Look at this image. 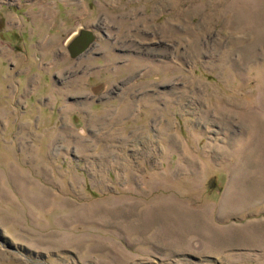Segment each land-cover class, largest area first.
I'll list each match as a JSON object with an SVG mask.
<instances>
[{
	"label": "rangeland",
	"instance_id": "rangeland-1",
	"mask_svg": "<svg viewBox=\"0 0 264 264\" xmlns=\"http://www.w3.org/2000/svg\"><path fill=\"white\" fill-rule=\"evenodd\" d=\"M0 264H264V0L2 7Z\"/></svg>",
	"mask_w": 264,
	"mask_h": 264
},
{
	"label": "flooded vegetation",
	"instance_id": "flooded-vegetation-1",
	"mask_svg": "<svg viewBox=\"0 0 264 264\" xmlns=\"http://www.w3.org/2000/svg\"><path fill=\"white\" fill-rule=\"evenodd\" d=\"M43 2H44V0H0V10H2V7H5V8H10V9H13L16 11L17 10L20 11V10H23V8H27L32 4H40ZM19 3L21 4V6L19 5ZM64 8L65 7H63V9L59 10L58 14L64 16L65 21L63 22L62 27L66 28L69 25H71V22H70V18L67 16L66 12L64 11ZM6 18H7V16H6ZM79 22L81 23L82 20L76 22V27H75L74 31H64L62 34V36L65 35L64 38L66 37L65 42H66V45L70 51L69 55H71L72 58L83 55L85 52L88 51V49H90L92 47V45L95 42V37H93V40L90 43L83 45L82 39L84 36V32H86V31L91 32L90 31L91 28L83 27L82 24H80ZM57 24H58L57 22L50 23L48 30L49 31H52L53 29L55 30Z\"/></svg>",
	"mask_w": 264,
	"mask_h": 264
},
{
	"label": "water",
	"instance_id": "water-1",
	"mask_svg": "<svg viewBox=\"0 0 264 264\" xmlns=\"http://www.w3.org/2000/svg\"><path fill=\"white\" fill-rule=\"evenodd\" d=\"M93 37H94L93 33L89 32V31L84 32V36L82 39L83 45L90 43L93 40ZM213 184H214V182L212 183V185Z\"/></svg>",
	"mask_w": 264,
	"mask_h": 264
}]
</instances>
